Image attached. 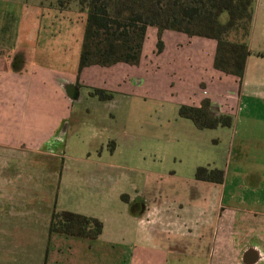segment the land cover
Here are the masks:
<instances>
[{"label":"rangeland","instance_id":"rangeland-1","mask_svg":"<svg viewBox=\"0 0 264 264\" xmlns=\"http://www.w3.org/2000/svg\"><path fill=\"white\" fill-rule=\"evenodd\" d=\"M52 1L55 2L0 0V16L5 17L0 23L8 21L11 41H16L18 36L17 45L21 42L23 47V51L15 54L11 71L28 72L39 63L47 67V75L51 72H61L69 78L78 75L82 39L80 22L71 20L73 15L70 12L55 14L50 8L45 13L41 5L49 7ZM69 10L76 12L73 8ZM40 11L45 18L36 20V17L41 18ZM255 13V44L264 48V0H256ZM54 15L57 19L52 17ZM78 15L80 20L85 19L84 14L78 12ZM24 16V21L18 24ZM26 32L29 34L25 37ZM157 34L155 28H148L141 63L125 67V80L122 78L126 82L124 89L118 88L121 90L118 93L111 91V99L100 100L90 96L92 89L87 87L77 90L71 110L73 115L64 125L67 134L62 141L57 138L52 145L53 151H59L60 156L55 209L95 217L107 230L111 228L115 231L116 236L130 233L136 242V237L143 231L137 229L141 226L132 222L130 213L142 206H151L165 221L152 224L149 239L135 245L139 250L163 252L160 259L154 257L153 260L148 253L140 251L144 257H140V262L135 264H210L213 249L203 243L208 228L215 225V220L213 215L208 214L207 202L209 197L217 194L218 189L207 183L202 186L197 183L196 169L228 171V179H223L220 189L224 205L257 201L264 212V179L258 182L260 178L255 176L253 180L257 181H247V186L243 184L246 171H264L258 161L264 159V152L258 147L253 148L255 146L248 150L249 145L239 146L240 151L231 152L228 138L218 131L221 127L199 130L191 120L179 116L178 108L185 101V96L178 89L185 84L179 80L181 75L177 64L179 54L180 57H187L190 47L183 43L176 47L168 34L187 35L164 31L161 35L164 51L160 55L162 51H157ZM24 40L27 42L23 43ZM12 44L14 46V42ZM174 56L178 57V62L170 60ZM90 70L94 67L85 71ZM120 76L123 75L120 73ZM79 78L87 86L102 81L97 76H83V73ZM137 79L142 80L139 85L133 83ZM233 87H236L235 83L227 81L219 86H209L206 92L224 94L225 99H229ZM78 96H81L80 102ZM247 109L264 112V104L253 100ZM259 129L260 126H256V131L249 135L250 141L258 137ZM128 198L135 199V206L127 207L125 201ZM250 227L253 230L245 235L240 232L230 242L233 252L245 243L264 248V224L253 223ZM69 242L60 250V255L67 256ZM224 249L232 252L230 248ZM79 252L77 248L73 253ZM48 253L49 257L54 253V243H50ZM131 253L128 242L99 244V251H91L94 255L116 256V261L112 259L106 264H128ZM228 259L231 260V257ZM235 261L236 264H243L240 260Z\"/></svg>","mask_w":264,"mask_h":264},{"label":"crops","instance_id":"crops-1","mask_svg":"<svg viewBox=\"0 0 264 264\" xmlns=\"http://www.w3.org/2000/svg\"><path fill=\"white\" fill-rule=\"evenodd\" d=\"M41 8L45 10V13L50 9L43 6ZM52 9L55 14L58 12L62 15L70 12L73 15L70 19L75 20L76 23L80 22L83 35L85 19H79L78 11L75 10L76 13L74 10ZM43 11H40L41 18L36 17V20L45 18ZM52 17L57 19L56 15ZM4 19V16H0V20ZM24 19L25 16L18 21V24ZM7 23V20L0 23V155L3 156L0 157V264H47L48 262L51 264H106L112 259L116 261V256L114 254L110 255L111 257L102 254L94 255L91 251H99V244L110 245L124 242L130 243L132 248L128 264L140 262L139 258L144 257L140 251L143 250H139L135 243L147 241L151 234V225L164 220L162 215L151 206H142L140 210L130 213L132 222L136 223V226H141L137 229L143 231L142 235L140 233L136 237V242L135 239L133 241L130 233L116 236L115 231L113 232L111 228L107 230L103 223L102 232L95 240L66 238L60 235L53 237L48 232L60 177L59 151H53L52 145L57 138L58 141H62L67 134L64 125L73 115L71 110L75 103L76 92L81 87H87L92 90L100 89L118 93L121 91L118 88L124 89L126 83L123 81L126 71L123 70L130 65L120 63L110 67L90 66L94 67V70L90 71H85L89 68L85 67L83 68L85 70L82 69L77 75L78 80L77 76L69 78L61 72H51L47 75L45 69L47 67L39 63L32 66L28 72H13L11 71L12 56L23 51V47L21 42L17 45L18 36L16 41H11L12 36ZM255 29L254 8L247 39L250 54L246 58L241 81L213 68L216 49V43L213 40L168 34V38L174 41L176 47L181 46L182 43L190 47L187 57H180L179 54V65L177 64L181 75L179 80L185 84V87L178 89V92L185 96V101H182L181 105L200 107L203 101H207L209 111L214 115L229 116L230 125L217 126L213 129L221 127L218 131L228 138L227 143L231 152L240 151L244 145H249L248 150L255 146L253 148L258 147L259 151L264 152V112L247 109L253 100L264 104V55H258L264 54V48L255 44L257 37ZM25 34L26 37L29 33ZM26 42L24 40L23 43ZM177 58L174 56L170 60L178 62ZM185 62H188L189 67L185 65ZM158 65L159 62L156 63V68ZM81 73L86 77L97 76L102 81L97 85H84L85 82L79 78ZM120 73L123 76H120ZM227 81L236 85L231 88L229 99H225L224 94L213 95L206 92L209 86H219ZM141 82L142 80H133L135 85ZM89 93L93 96L91 91ZM77 100L80 102L81 96H78ZM256 126H260L258 137L250 141L249 135L256 131ZM258 161L264 168V159L260 158ZM223 173L224 180H227L228 171ZM255 176L260 178L258 182L263 181L264 171L262 173L246 171L243 184L247 186V181H257L253 180ZM196 181L201 186L204 183L213 185L218 189L217 194L219 193L218 197L216 193L213 197H209L207 202L208 214L213 215L215 220V225L208 228L209 232L203 243L205 247L213 249L210 264H236L235 259L243 264H264V248L245 243L241 249L233 252L230 247V242L236 235L239 236L240 232L245 235L253 230L250 224H264V212L261 211L263 207H260L257 201L236 206L224 205L220 191L222 184ZM134 200V198H128L125 201L128 208L135 206ZM68 241H70L69 253L67 256L60 255V250ZM50 243H54V253L49 257ZM162 245L165 246L166 242L163 241ZM225 247L230 248L232 252H227ZM77 248L80 252L74 254ZM143 252L148 253L154 260V257L160 259L163 251ZM225 256L227 257L223 259ZM228 257H231V260Z\"/></svg>","mask_w":264,"mask_h":264},{"label":"trees","instance_id":"trees-1","mask_svg":"<svg viewBox=\"0 0 264 264\" xmlns=\"http://www.w3.org/2000/svg\"><path fill=\"white\" fill-rule=\"evenodd\" d=\"M53 2V1H52ZM49 6L60 10L76 9L85 15L78 60V74L85 67H110L116 64L136 66L149 27L157 30V51H162L164 31L183 33L188 37L213 40L216 43L213 68L242 80L245 62L250 54L247 39L256 0H55ZM43 6V5H41ZM264 55V54H258ZM15 55L12 64L15 61ZM78 77V76H77ZM91 94L109 100L111 93L93 89ZM178 114L189 119L199 130L230 125L225 115H214L209 103L200 107L180 105ZM219 169L199 167L195 180L222 184ZM102 222L90 216L53 208L49 235L95 240L102 232Z\"/></svg>","mask_w":264,"mask_h":264}]
</instances>
